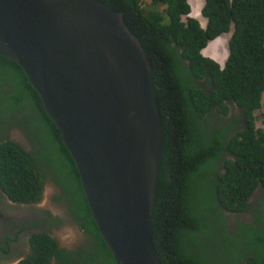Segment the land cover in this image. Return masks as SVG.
<instances>
[{
	"label": "trees",
	"instance_id": "obj_1",
	"mask_svg": "<svg viewBox=\"0 0 264 264\" xmlns=\"http://www.w3.org/2000/svg\"><path fill=\"white\" fill-rule=\"evenodd\" d=\"M101 1L123 13L152 67L164 145L152 216L161 261L264 264V192L249 206L264 189V128L256 125L264 107V0H206L205 28L189 0ZM232 27L222 67L203 50ZM49 179L59 186L55 200L91 237L68 250L44 234L19 264H52L49 255L55 264H117L59 127L23 67L0 54V186L31 204Z\"/></svg>",
	"mask_w": 264,
	"mask_h": 264
},
{
	"label": "water",
	"instance_id": "obj_2",
	"mask_svg": "<svg viewBox=\"0 0 264 264\" xmlns=\"http://www.w3.org/2000/svg\"><path fill=\"white\" fill-rule=\"evenodd\" d=\"M0 54L40 93L117 264H163L152 216L164 154L152 67L101 0H0Z\"/></svg>",
	"mask_w": 264,
	"mask_h": 264
},
{
	"label": "flooded vegetation",
	"instance_id": "obj_3",
	"mask_svg": "<svg viewBox=\"0 0 264 264\" xmlns=\"http://www.w3.org/2000/svg\"><path fill=\"white\" fill-rule=\"evenodd\" d=\"M18 132L21 131L12 129V138L20 140ZM47 186L50 188L48 189ZM58 187L54 181L49 179L42 199L31 204L11 200L0 190V264H19L33 251L31 242L34 240L41 242L45 237H43L44 234L53 237L59 242L61 248L68 250L76 249L89 241L91 235L82 228H79L81 236L72 238L62 235L67 228L66 225L72 227V216L70 208L66 209L65 201L55 200L61 194ZM263 190L259 189L260 193L255 192L250 198L249 206H256L258 199L263 195ZM237 215L244 221L251 219L249 212L237 213ZM230 224L232 228L235 221L231 220ZM41 235L42 238H40ZM48 260H51L52 264L57 263L56 256L49 255Z\"/></svg>",
	"mask_w": 264,
	"mask_h": 264
},
{
	"label": "rangeland",
	"instance_id": "obj_4",
	"mask_svg": "<svg viewBox=\"0 0 264 264\" xmlns=\"http://www.w3.org/2000/svg\"><path fill=\"white\" fill-rule=\"evenodd\" d=\"M205 3H206V0H190V4L192 5V11H193L192 15H194L200 21V23L202 22V24L204 25V28L207 26V18L202 13V9H203ZM233 29L234 28L232 27V30L230 32L223 33L222 35L211 40L206 47L207 50H205V53H204L205 55L211 57L209 55V54L212 55L211 52H213V51L217 52L218 56L216 57L215 60L222 67H224L226 65V62H227V59H228V56L230 53L229 41L232 37ZM211 58H213V57H211ZM263 102H264V93H263ZM261 114H262V116H261ZM256 115L258 116V118L256 119L257 127L264 128V107L261 110L257 111ZM18 135H20V133H18ZM47 188L49 189L50 187L47 186ZM0 190L3 193H5L3 191V189L1 188V186H0ZM47 192H48V190H47ZM66 227L67 228H66L65 232L62 234L64 237H72L73 238V237L80 235L79 234V228L74 223H72V227H71V225H66ZM43 237H44V235H43ZM40 238H42V235L40 236ZM32 242H31V244H32Z\"/></svg>",
	"mask_w": 264,
	"mask_h": 264
},
{
	"label": "crops",
	"instance_id": "obj_5",
	"mask_svg": "<svg viewBox=\"0 0 264 264\" xmlns=\"http://www.w3.org/2000/svg\"><path fill=\"white\" fill-rule=\"evenodd\" d=\"M192 13H193V11H192ZM197 16V15H196ZM205 50H207L206 48L204 49V53H205ZM212 53V55L211 54H209L211 57H213L214 59H216V57L218 56V54H217V52H215V51H213V52H211Z\"/></svg>",
	"mask_w": 264,
	"mask_h": 264
},
{
	"label": "clouds",
	"instance_id": "obj_6",
	"mask_svg": "<svg viewBox=\"0 0 264 264\" xmlns=\"http://www.w3.org/2000/svg\"><path fill=\"white\" fill-rule=\"evenodd\" d=\"M190 1V0H189ZM192 6V5H191ZM203 10V9H202ZM191 16H193V17H195L194 15H192V13H191ZM201 25L204 27V25L202 24V22H201ZM204 51V50H203ZM204 53V52H203ZM205 55V54H204ZM207 56V55H206ZM209 57V56H208ZM214 59V58H213Z\"/></svg>",
	"mask_w": 264,
	"mask_h": 264
}]
</instances>
